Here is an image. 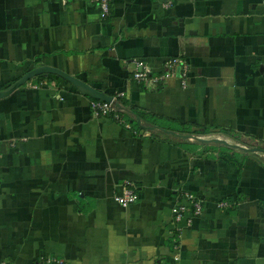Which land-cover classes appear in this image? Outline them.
Returning a JSON list of instances; mask_svg holds the SVG:
<instances>
[{
  "label": "crops",
  "instance_id": "1",
  "mask_svg": "<svg viewBox=\"0 0 264 264\" xmlns=\"http://www.w3.org/2000/svg\"><path fill=\"white\" fill-rule=\"evenodd\" d=\"M110 1L101 18L91 0H0V91L48 65L124 93L119 120L58 73L0 96V262L264 264V0ZM176 55L187 86L133 79ZM126 179L140 196L122 206ZM185 192L203 201L190 224L172 215Z\"/></svg>",
  "mask_w": 264,
  "mask_h": 264
},
{
  "label": "built area",
  "instance_id": "2",
  "mask_svg": "<svg viewBox=\"0 0 264 264\" xmlns=\"http://www.w3.org/2000/svg\"><path fill=\"white\" fill-rule=\"evenodd\" d=\"M98 7L101 18H106L110 13L111 1L110 0H91ZM190 72L189 61L181 56L168 57L163 67L159 71H155L153 67L143 59L135 60V66L132 70V77L138 82H149L155 85H163L166 81L179 74L180 80L183 86H187ZM123 92H118L113 100L108 101L105 99L92 98L90 100V107L95 115L108 116L111 113L118 120L121 119V115L118 113L114 101L118 100V97L123 96ZM130 126L129 123H126ZM139 192L136 184L129 179H126L121 184V191L114 195V199L122 206H128L131 203L139 199ZM203 209V201L199 197L192 195L189 192H185L182 198L172 207L173 220L175 222L186 221L190 224L195 216L201 214ZM64 260L57 258L56 256H50L45 253H41L35 260L34 264H49V263H62ZM0 264H13L8 260H2Z\"/></svg>",
  "mask_w": 264,
  "mask_h": 264
},
{
  "label": "water",
  "instance_id": "3",
  "mask_svg": "<svg viewBox=\"0 0 264 264\" xmlns=\"http://www.w3.org/2000/svg\"><path fill=\"white\" fill-rule=\"evenodd\" d=\"M42 73H58V74L64 76L65 78H67L68 80H70L71 82H73L75 85L88 88L92 93H94L97 97H99L101 99H105V100H108V101L113 100L112 96L95 89L94 87L89 85L87 82L83 81L82 79H80V78H78V77H76L74 75H71V74L65 72L64 70H61L60 68L53 67V66H48V65L32 69L31 71L26 73L21 79H19L14 85H12V87H10V89H8L6 91H0V96H4V95L8 94L12 90H14L16 87H18L21 84L25 83L30 78H32V77H34V76H36L38 74H42ZM114 104L116 105V107H120L121 106V103L118 100H115ZM212 141L215 142V143H219V144L222 143V144H225V145H231L226 140H223V139L214 138V139H212ZM233 146H235L237 148H241L242 147V148L246 149V147H243L241 145H236L235 144ZM254 149H258V150H261V151L264 152V148H261V147L250 148V150H254Z\"/></svg>",
  "mask_w": 264,
  "mask_h": 264
},
{
  "label": "trees",
  "instance_id": "4",
  "mask_svg": "<svg viewBox=\"0 0 264 264\" xmlns=\"http://www.w3.org/2000/svg\"><path fill=\"white\" fill-rule=\"evenodd\" d=\"M236 157L238 156V155H235Z\"/></svg>",
  "mask_w": 264,
  "mask_h": 264
}]
</instances>
